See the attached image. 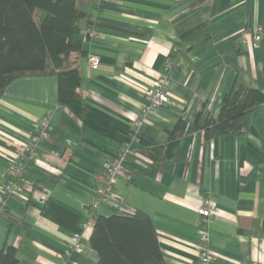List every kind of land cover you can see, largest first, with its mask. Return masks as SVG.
<instances>
[{"label": "crops", "instance_id": "1", "mask_svg": "<svg viewBox=\"0 0 264 264\" xmlns=\"http://www.w3.org/2000/svg\"><path fill=\"white\" fill-rule=\"evenodd\" d=\"M84 56H73L82 77L80 103L60 104L54 75L14 79L0 97V198L12 143L35 132L42 116L50 138L39 153L68 154L55 171L28 164L21 190L0 211V249L16 248L21 264H97L90 229L81 222L93 198L94 178L117 149L129 148L113 195L97 209L110 215L139 211L155 227L165 264H197V207L216 203L210 223V264H264V102L243 120L240 134L205 139L199 122L216 117L234 78L264 92V0H76ZM198 26L194 32L189 30ZM100 59L91 69L87 55ZM75 55V54H74ZM168 75L175 104L133 121L146 93ZM186 125L168 158H151L142 142L162 147L180 116ZM47 169V170H46ZM7 217H12L11 223ZM79 233L82 250L73 247Z\"/></svg>", "mask_w": 264, "mask_h": 264}, {"label": "trees", "instance_id": "2", "mask_svg": "<svg viewBox=\"0 0 264 264\" xmlns=\"http://www.w3.org/2000/svg\"><path fill=\"white\" fill-rule=\"evenodd\" d=\"M76 0H0V97L14 79L27 75H54L60 104L80 103L81 75L73 56H84L81 19ZM198 26L188 31L190 34ZM75 54V55H74ZM264 102V92L237 78L229 84L216 117L199 122L204 104L194 116L205 139L240 134L244 118ZM186 125L181 115L162 147L142 142L151 158H168ZM13 223L12 217H7ZM89 243L97 264H165L155 227L143 212L96 214ZM0 264H21L16 248L3 245Z\"/></svg>", "mask_w": 264, "mask_h": 264}, {"label": "built area", "instance_id": "3", "mask_svg": "<svg viewBox=\"0 0 264 264\" xmlns=\"http://www.w3.org/2000/svg\"><path fill=\"white\" fill-rule=\"evenodd\" d=\"M252 38L253 43L261 42L264 38V33L260 29L254 28L252 31ZM87 63L91 69H97L100 65V59L95 54H88ZM168 78L167 74L160 76L156 82L157 89L154 92L145 94V102L141 106L139 115L133 121L135 137L141 120L147 113L161 106L175 104L167 91ZM50 129L49 117L46 115L42 116L37 121L35 132L32 135L17 139L12 143L13 150L9 153L5 162L3 197L0 198V211L4 210L5 197L13 192L21 190V175L28 164L48 167L50 170L55 171L60 167V164L57 165L53 163V158L59 159L62 163L69 160L68 154L63 152L64 149L61 151H50L46 157H43L39 153L38 144L50 138ZM129 152V148L126 146L117 149L104 170L95 176L93 198L88 205V213L81 222L82 229L86 230L93 227L97 209L100 205L108 202L112 197L117 177L123 170ZM197 210L200 216L198 226L197 264H210L212 261V253L209 247V228L210 223L216 215V203L210 194L203 196ZM79 237V233L74 234L73 247L80 251L82 248Z\"/></svg>", "mask_w": 264, "mask_h": 264}, {"label": "rangeland", "instance_id": "4", "mask_svg": "<svg viewBox=\"0 0 264 264\" xmlns=\"http://www.w3.org/2000/svg\"><path fill=\"white\" fill-rule=\"evenodd\" d=\"M47 170V169H46Z\"/></svg>", "mask_w": 264, "mask_h": 264}]
</instances>
